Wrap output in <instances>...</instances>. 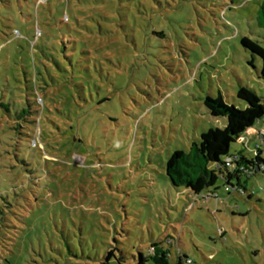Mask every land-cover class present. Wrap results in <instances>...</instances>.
<instances>
[{"label":"rangeland","instance_id":"obj_1","mask_svg":"<svg viewBox=\"0 0 264 264\" xmlns=\"http://www.w3.org/2000/svg\"><path fill=\"white\" fill-rule=\"evenodd\" d=\"M263 4L0 0V264H138L168 238L169 264H264V174L208 198L166 172L226 128L207 96L264 98L242 45L264 47ZM245 138L231 152L256 156Z\"/></svg>","mask_w":264,"mask_h":264},{"label":"trees","instance_id":"obj_2","mask_svg":"<svg viewBox=\"0 0 264 264\" xmlns=\"http://www.w3.org/2000/svg\"><path fill=\"white\" fill-rule=\"evenodd\" d=\"M259 24L264 29V4L259 11ZM242 45L263 60L261 76L264 78V47L258 41L247 37L242 39ZM237 97L246 103L245 109L228 104L221 94L215 98L206 97L204 104L209 113L214 117H225L227 126L225 129H210L202 133L200 143H194L189 153L179 150L169 157L166 172L175 188L183 187L195 197L207 191L210 198L217 196V183L220 179L225 181L226 186L231 187L233 180L237 179V186L247 192L241 184L242 176L264 174V154L258 147L259 141L256 137H249L257 142L256 156L247 158L243 152H231L232 145L242 143L240 138L248 135L249 130L260 129L264 125V98L259 97L254 90L244 87L239 90ZM27 113L26 110L22 111L24 116ZM242 144L248 143L246 141ZM230 158L232 162H228ZM170 246H174V240L170 238L164 242L153 243L147 257L140 255L138 264H149L150 261L153 264H169ZM113 254L109 252L108 260ZM189 259L182 252L178 264H185Z\"/></svg>","mask_w":264,"mask_h":264},{"label":"built area","instance_id":"obj_3","mask_svg":"<svg viewBox=\"0 0 264 264\" xmlns=\"http://www.w3.org/2000/svg\"><path fill=\"white\" fill-rule=\"evenodd\" d=\"M248 136L257 138V140L259 141L258 147L262 150V153L264 154V125L260 129H251V130H249L248 131ZM246 141H247V138H245V136L240 138V142L246 143ZM257 154H258V152L256 151V155ZM228 162H232V159L230 158L228 160ZM230 187L231 186H227L226 187V191L229 192V193H230ZM231 188H234V185ZM237 188L241 189L238 186H237ZM242 191H244V190H242ZM181 254H182V251L180 252V255ZM185 264H193V261L191 259H189V260L186 261Z\"/></svg>","mask_w":264,"mask_h":264},{"label":"crops","instance_id":"obj_4","mask_svg":"<svg viewBox=\"0 0 264 264\" xmlns=\"http://www.w3.org/2000/svg\"><path fill=\"white\" fill-rule=\"evenodd\" d=\"M236 178H238L237 176H236ZM242 184V183H241Z\"/></svg>","mask_w":264,"mask_h":264}]
</instances>
